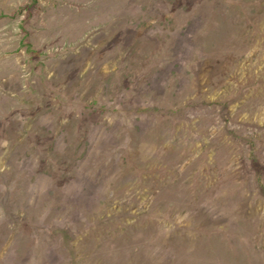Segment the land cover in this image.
I'll return each instance as SVG.
<instances>
[{
    "label": "rangeland",
    "instance_id": "374dc122",
    "mask_svg": "<svg viewBox=\"0 0 264 264\" xmlns=\"http://www.w3.org/2000/svg\"><path fill=\"white\" fill-rule=\"evenodd\" d=\"M0 264H264V0H0Z\"/></svg>",
    "mask_w": 264,
    "mask_h": 264
}]
</instances>
